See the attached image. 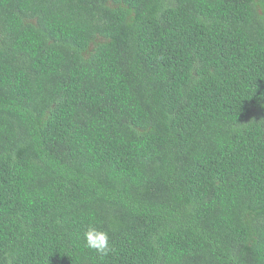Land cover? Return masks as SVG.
I'll use <instances>...</instances> for the list:
<instances>
[{
  "label": "trees",
  "instance_id": "16d2710c",
  "mask_svg": "<svg viewBox=\"0 0 264 264\" xmlns=\"http://www.w3.org/2000/svg\"><path fill=\"white\" fill-rule=\"evenodd\" d=\"M0 264H264V0H0Z\"/></svg>",
  "mask_w": 264,
  "mask_h": 264
},
{
  "label": "clouds",
  "instance_id": "9594fccd",
  "mask_svg": "<svg viewBox=\"0 0 264 264\" xmlns=\"http://www.w3.org/2000/svg\"><path fill=\"white\" fill-rule=\"evenodd\" d=\"M81 239L88 250L102 256L112 251L109 233L106 230L90 226L83 231Z\"/></svg>",
  "mask_w": 264,
  "mask_h": 264
}]
</instances>
